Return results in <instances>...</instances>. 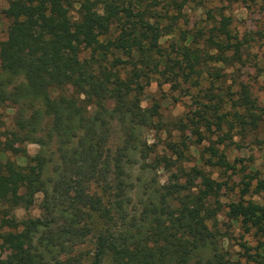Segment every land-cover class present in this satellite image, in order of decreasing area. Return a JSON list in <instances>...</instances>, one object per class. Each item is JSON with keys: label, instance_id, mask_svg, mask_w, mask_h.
<instances>
[{"label": "trees", "instance_id": "obj_1", "mask_svg": "<svg viewBox=\"0 0 264 264\" xmlns=\"http://www.w3.org/2000/svg\"><path fill=\"white\" fill-rule=\"evenodd\" d=\"M239 2L258 4L9 0L0 108L14 116L0 131V264L238 263L223 245V206L215 196L222 185L185 166L186 143H168L171 156L162 155L145 136L187 123L166 125L162 103L142 102L152 80L164 78L198 89L203 113L188 120L200 136V124L257 128L258 106L248 89L242 85L234 99L223 88L224 71L248 63L254 47L255 38L241 36L227 12L226 3ZM187 10L206 17L190 27ZM29 144L39 147L35 155ZM195 178L202 180L197 190ZM247 179L227 215L246 233L264 237V205L244 199L257 178ZM256 188L263 190L264 181ZM34 207L38 217L19 220L14 213ZM257 251L243 264H264V242Z\"/></svg>", "mask_w": 264, "mask_h": 264}, {"label": "rangeland", "instance_id": "obj_2", "mask_svg": "<svg viewBox=\"0 0 264 264\" xmlns=\"http://www.w3.org/2000/svg\"><path fill=\"white\" fill-rule=\"evenodd\" d=\"M257 3V6L242 2L234 3L231 6L225 4L227 12L234 18V26L239 34L241 36L252 35L255 41L253 42L254 47L247 57L248 63L227 68L224 71L227 76L223 83V88L230 89L232 92L230 96L234 99L239 97L242 85L248 89L258 106L257 113L259 115L257 116L260 119L256 129L250 124L233 121L232 123L236 126L231 131L227 122H222L221 129L214 125L211 130L200 124L201 138L197 133V126L191 124L188 119L195 116L201 117L203 105L196 101L200 98L197 96L198 89L186 83L173 85L166 82L164 78H154L146 89L142 102L143 107H150L155 101L162 103V118L166 125L176 122L187 123V127L183 130L170 124V130H167V127H164L163 130L152 129L145 131V136L148 143L155 144L156 149L162 155L171 156V152L166 149L168 143H186L189 149L186 150L185 166L202 169L212 180L222 185L221 190L215 195L223 206L219 224L227 235L223 243L224 249L233 261L238 262L237 264L245 263L248 253L257 254V247L261 242H264V237H257L254 231L246 233L240 224L232 223L227 215L229 204L238 202L242 198V189L244 182L248 181V174L257 179L253 181L251 191L244 199L264 205V189L257 192L256 188L258 181H264V76L257 68L258 65L262 69L264 68V16L259 5L264 3V0H257ZM8 5L9 0H0V43L7 39L9 20L5 18L3 10ZM186 12H188L191 21L190 27L206 17L201 10H187ZM13 113L14 111L7 106L0 108V131L12 126ZM232 116L229 115L228 119H232ZM211 147L216 149V153L209 150ZM38 149L39 147L35 144L28 145L30 155H35ZM202 156H204V160H201ZM7 158L16 159L13 155H7ZM19 162L24 164L21 159ZM160 175L164 182L166 172L162 171ZM192 184L197 190L200 188L202 180L195 178ZM41 199L42 195H39V201ZM14 213L19 220H23L38 217L40 210L38 207H34L30 210L17 209ZM6 219L8 220L9 217ZM245 244L249 247V251L244 248ZM262 252L263 250H260V253ZM8 255L9 250L3 249L2 256L6 258Z\"/></svg>", "mask_w": 264, "mask_h": 264}]
</instances>
